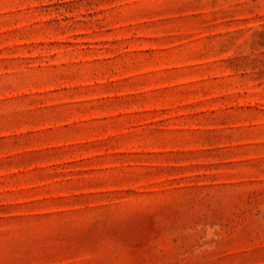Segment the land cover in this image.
<instances>
[{
    "label": "rangeland",
    "instance_id": "1",
    "mask_svg": "<svg viewBox=\"0 0 264 264\" xmlns=\"http://www.w3.org/2000/svg\"><path fill=\"white\" fill-rule=\"evenodd\" d=\"M0 264H264V0H0Z\"/></svg>",
    "mask_w": 264,
    "mask_h": 264
}]
</instances>
